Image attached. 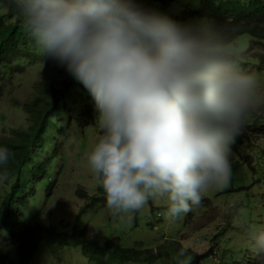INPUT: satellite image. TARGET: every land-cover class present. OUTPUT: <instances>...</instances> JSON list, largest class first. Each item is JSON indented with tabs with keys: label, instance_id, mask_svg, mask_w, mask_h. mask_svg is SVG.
I'll return each instance as SVG.
<instances>
[{
	"label": "clouds",
	"instance_id": "9594fccd",
	"mask_svg": "<svg viewBox=\"0 0 264 264\" xmlns=\"http://www.w3.org/2000/svg\"><path fill=\"white\" fill-rule=\"evenodd\" d=\"M12 3L41 54L91 96L103 134L86 162L114 215L131 220L162 198L172 220L230 186L232 145L264 108V78L241 67L230 29L207 17L178 22L137 0ZM11 156L0 147V179ZM247 241L264 264V227L250 225Z\"/></svg>",
	"mask_w": 264,
	"mask_h": 264
},
{
	"label": "rangeland",
	"instance_id": "374dc122",
	"mask_svg": "<svg viewBox=\"0 0 264 264\" xmlns=\"http://www.w3.org/2000/svg\"><path fill=\"white\" fill-rule=\"evenodd\" d=\"M161 1L137 0L142 6L157 9L178 22L198 19L203 15L192 16L189 10H200L204 0ZM5 12L6 9L0 4V14ZM234 40L241 48V67L264 78L263 43L246 34L238 35ZM21 51L22 55L2 65L0 69V138L13 137L14 130L27 129L32 118L25 108L26 104L32 103L37 97L46 99L49 95L38 88L39 83L60 88L62 82L66 81L67 90L64 93L66 101L57 104L61 108L48 120L49 127L43 134V141L48 147L39 151L42 156L44 153L49 156L51 166L46 168L45 175H39L42 185L32 180L23 188L24 192L32 191L27 194L31 199L25 200L21 206L14 202L12 208L18 206L26 224L39 221L59 235L70 234L74 218L91 201L90 197L104 196L86 162L87 153L103 133L99 131L95 120L97 113L94 105L91 107V115L95 123L82 125L87 121L85 116H79L85 104L84 95L80 94L83 86L53 59L42 55L34 41L26 48H21ZM256 55L259 60L252 62ZM257 120L263 126L261 131L248 126ZM60 129L63 130L62 134H59ZM240 135H244L241 144L235 142V148H232L230 186L222 191L211 190L203 194L207 200L193 207L189 213L170 220L166 216L167 200L154 198L128 220L125 216L114 215L106 204L94 202L93 208L83 210L79 225H88V237L101 244L107 236L113 238L119 235L123 236L122 242L126 247L131 246L133 241H140L144 247L151 248L170 238L196 254H208L201 264H230L231 261L235 264L241 248L246 251L239 257L241 264H247L244 258L248 257L250 261L253 259L247 241L248 227H264V111L251 116ZM246 160L250 166L245 163ZM50 171L53 176L46 179ZM48 182H53L54 187L50 196L46 197L44 190ZM4 187L0 183V198ZM240 187L247 189L236 191ZM78 191L84 192L86 199L78 196ZM51 243L37 242L23 264L90 263L81 255L79 247L70 248ZM8 252L10 257L16 258L14 251Z\"/></svg>",
	"mask_w": 264,
	"mask_h": 264
},
{
	"label": "trees",
	"instance_id": "16d2710c",
	"mask_svg": "<svg viewBox=\"0 0 264 264\" xmlns=\"http://www.w3.org/2000/svg\"><path fill=\"white\" fill-rule=\"evenodd\" d=\"M161 2L166 3L167 0H162ZM0 4L6 9L5 13L0 14L1 69L2 65L9 64L18 55H22L21 48H26L34 40L24 30L12 0H0ZM203 4L200 10L190 9L189 14L195 17L203 14L202 17H207L227 27L230 29V35L233 39L238 35L246 34L249 37L258 39L264 45V0H204ZM143 7L150 9L144 5ZM6 17L7 19H5ZM253 58L252 62L259 60L258 55ZM38 88L49 95L46 99L37 97L32 103L26 104L25 108L29 111L32 118L27 129L14 130L13 137L0 138V147L8 148L12 153L7 165V176L0 179V183L5 186L3 195L0 198V264H23L37 242L49 241H57L59 245L65 247H79L81 255L83 254L86 257L85 259L90 261L89 264H128L129 262L133 264H154L155 262L159 264H201L208 254H196L190 249L183 248L180 243L170 238L165 239L163 244L150 248L144 247L140 241H133L131 246L126 247L122 242L123 236L119 235L113 238L107 236L102 244L98 240L88 237V225H79L81 215L84 209L93 208L95 203L105 205L104 196L92 195L90 197L91 201L86 203L74 218L70 227V234L63 233L59 235L56 231L39 221L26 224L25 219L21 218L22 215L18 206H21L25 200L31 199L28 198L27 194L32 191L24 192L23 188H26L27 184H30L32 180L37 185L41 184L40 180L42 179L39 175H45L46 168L49 169L51 166L49 156L45 153L42 156L39 151L48 147L45 140L43 141V134L49 127L48 120L56 113L58 108H61L57 104L62 100V102L66 101L64 93L67 90V82L63 81L60 88H53L47 84L39 83ZM81 93L84 95L85 104L81 112H79V116L87 118V121L82 125H93L95 120L91 115V107L94 103L84 87L80 88ZM262 111H264V108H260L256 112ZM248 126L257 131L263 129L259 120ZM99 131L102 132L101 129ZM62 133L63 130L60 129L59 134ZM243 137L244 135H239L235 142L241 144ZM232 148H235V145H232ZM38 157H40V160H38ZM245 163L250 166L247 160ZM3 171V168L0 167V176L3 175ZM51 171L46 174V179H50L53 176ZM53 187V182L47 183L44 190L46 197L50 196ZM244 189H247V187H240L236 191ZM77 193L78 196L86 199L84 192L78 191ZM205 200L207 199L203 198L202 202ZM14 202L18 205L16 209L12 208ZM133 226L136 227L135 223ZM17 231L19 232L16 233ZM135 246L138 249H135ZM8 251H14L15 254L13 255L17 260L10 257ZM181 252H183V255H181ZM244 252L246 251L239 249L235 264H241L239 257ZM250 255L252 256V253ZM244 259L247 264H257L255 259L251 261L248 257ZM233 262L231 261L230 264Z\"/></svg>",
	"mask_w": 264,
	"mask_h": 264
}]
</instances>
